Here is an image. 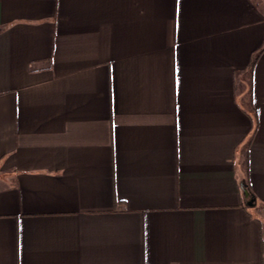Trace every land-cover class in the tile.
<instances>
[{
  "label": "crops",
  "instance_id": "crops-1",
  "mask_svg": "<svg viewBox=\"0 0 264 264\" xmlns=\"http://www.w3.org/2000/svg\"><path fill=\"white\" fill-rule=\"evenodd\" d=\"M0 264H264V0H0Z\"/></svg>",
  "mask_w": 264,
  "mask_h": 264
},
{
  "label": "water",
  "instance_id": "water-1",
  "mask_svg": "<svg viewBox=\"0 0 264 264\" xmlns=\"http://www.w3.org/2000/svg\"><path fill=\"white\" fill-rule=\"evenodd\" d=\"M244 194H245L246 197H249V192H248L246 189H244ZM253 202H254V199L251 198V199L248 201V204H249V205H252Z\"/></svg>",
  "mask_w": 264,
  "mask_h": 264
},
{
  "label": "trees",
  "instance_id": "trees-1",
  "mask_svg": "<svg viewBox=\"0 0 264 264\" xmlns=\"http://www.w3.org/2000/svg\"><path fill=\"white\" fill-rule=\"evenodd\" d=\"M256 59H257V57L255 56V57L253 58V60H252L251 65H253V64L255 63Z\"/></svg>",
  "mask_w": 264,
  "mask_h": 264
}]
</instances>
